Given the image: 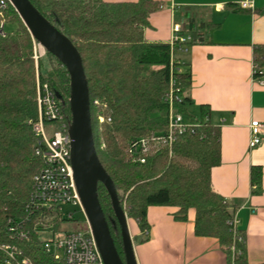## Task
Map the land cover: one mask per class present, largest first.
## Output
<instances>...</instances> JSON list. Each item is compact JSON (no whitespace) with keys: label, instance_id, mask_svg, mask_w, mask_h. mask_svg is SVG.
I'll return each mask as SVG.
<instances>
[{"label":"trees","instance_id":"obj_1","mask_svg":"<svg viewBox=\"0 0 264 264\" xmlns=\"http://www.w3.org/2000/svg\"><path fill=\"white\" fill-rule=\"evenodd\" d=\"M30 2L73 42L81 56L98 158L116 186L121 206L139 225L141 237L136 240H149V207L176 208L177 222H186L188 212L194 210L196 237L216 239L229 264H249L245 232L231 224L234 208L211 182L212 170L221 164L217 128L203 122L194 134H186L178 141L171 156L164 150L148 155L145 164L131 160L134 142L167 131L169 111L165 97L172 76L183 92L177 110L187 114L192 105L184 95L191 86V76L178 72L176 59L172 63L170 43H149L144 38L149 16L159 11L161 4L152 0ZM255 13L264 15V6ZM1 22L17 25V30L0 36V231L9 218L22 216L33 178L43 166L35 154L37 139L30 124L38 120L37 77L60 98H69L66 69L47 52L48 63L40 60L36 68L32 37L11 4L0 9ZM188 25L192 33L190 45L202 43L195 24ZM253 60V79L258 81L264 78L259 74L264 75V46L255 47ZM65 111L70 120L69 105ZM208 117L209 111L203 108L202 120ZM251 184L253 194H259L262 168H252ZM98 194L115 246L124 259L120 231L102 185ZM34 259L44 260V256L36 253Z\"/></svg>","mask_w":264,"mask_h":264},{"label":"crops","instance_id":"obj_2","mask_svg":"<svg viewBox=\"0 0 264 264\" xmlns=\"http://www.w3.org/2000/svg\"><path fill=\"white\" fill-rule=\"evenodd\" d=\"M107 3H137L141 0H104ZM161 4L152 13L144 38L149 43H170L173 26L192 36L191 22L202 43L179 47L174 54L179 71L190 74L191 86L184 92L192 101L187 114L220 132L221 164L211 172L214 190L231 207L237 228L245 232L249 264H264V128L261 143L250 148V124L264 126V85L253 79V52L264 46V15L255 10L264 0H251L253 9L243 10V0H152ZM254 10V11H253ZM13 34V33H11ZM204 121V120H203ZM262 168L261 192L253 194L251 171ZM258 190V189H257ZM173 207H149V240L140 243L139 225L129 224L137 264H229L219 242L196 237L195 211L186 222L174 220Z\"/></svg>","mask_w":264,"mask_h":264},{"label":"built area","instance_id":"obj_3","mask_svg":"<svg viewBox=\"0 0 264 264\" xmlns=\"http://www.w3.org/2000/svg\"><path fill=\"white\" fill-rule=\"evenodd\" d=\"M9 0H0V9H5ZM243 10H252L251 0H243L239 4ZM5 23H0V36L6 37ZM33 59L38 62L45 55V49L34 39ZM192 42V36H184L180 25L173 26L170 40L172 63L179 47ZM171 63V71L173 65ZM178 72H180L178 70ZM253 75L256 70L253 69ZM262 77V72L259 73ZM264 85V78L258 80ZM38 120L31 123L37 143L36 156L43 161L40 171L34 176L27 202L21 217H11L0 231V264H104L97 247L90 224L82 206L71 164L70 121L65 111L69 98H60L48 86L36 79ZM183 101V92L173 78L170 79L169 92L165 97L168 106L167 131L142 137L130 147L133 163L145 164L146 157L167 150L169 156L178 141L186 134H194L203 122L197 116L182 114L177 105ZM103 122V117L99 118ZM264 126L258 121L250 124V148L261 143V131ZM104 146L101 147L103 149ZM81 214L85 222V230L77 224L75 214ZM75 224L72 231L63 232L62 228ZM232 226L237 230V218L234 216ZM35 248H38L35 249ZM28 249L31 253L28 254ZM41 253L44 260L34 259ZM33 258V259H32ZM46 259V261H45ZM39 260V261H38Z\"/></svg>","mask_w":264,"mask_h":264},{"label":"water","instance_id":"obj_4","mask_svg":"<svg viewBox=\"0 0 264 264\" xmlns=\"http://www.w3.org/2000/svg\"><path fill=\"white\" fill-rule=\"evenodd\" d=\"M32 39L58 60L69 76L71 121V164L75 185L104 264H137L127 214L120 204L116 186L99 161L95 147L88 82L81 56L60 30L49 22L30 0H9ZM102 185L112 205L119 228L124 259L115 246L110 226L102 209L98 189Z\"/></svg>","mask_w":264,"mask_h":264},{"label":"rangeland","instance_id":"obj_5","mask_svg":"<svg viewBox=\"0 0 264 264\" xmlns=\"http://www.w3.org/2000/svg\"><path fill=\"white\" fill-rule=\"evenodd\" d=\"M16 30H17V25L6 24V26H5V32H6L7 34L14 33V32H16ZM42 60H43V62H45V64L48 63L47 53H46V52H45V55L42 57ZM123 208H124V207H123ZM124 211H125V213L127 214L125 208H124ZM127 218H129V217H128V214H127ZM75 220L77 221V224H81L80 226L82 227V230H85V224H83V223L85 222L84 217H83L81 214L76 213V214H75ZM129 224H131L132 226H134V225H133V224H134V221H132V220L129 221ZM76 226H77V225H75V224L67 225V226H65L64 228H62V231H63V232H66V231H72V230H74V229L76 228Z\"/></svg>","mask_w":264,"mask_h":264}]
</instances>
